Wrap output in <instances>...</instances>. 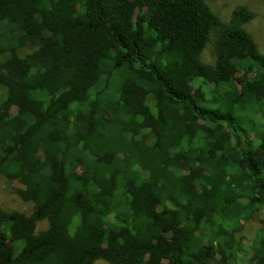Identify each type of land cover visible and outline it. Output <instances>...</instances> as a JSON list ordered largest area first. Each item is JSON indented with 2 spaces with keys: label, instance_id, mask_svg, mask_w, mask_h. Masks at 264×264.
I'll return each instance as SVG.
<instances>
[{
  "label": "trees",
  "instance_id": "trees-1",
  "mask_svg": "<svg viewBox=\"0 0 264 264\" xmlns=\"http://www.w3.org/2000/svg\"><path fill=\"white\" fill-rule=\"evenodd\" d=\"M252 18L205 0H0V176L32 205L0 209V264H264ZM255 215L247 253L235 235Z\"/></svg>",
  "mask_w": 264,
  "mask_h": 264
},
{
  "label": "rangeland",
  "instance_id": "rangeland-1",
  "mask_svg": "<svg viewBox=\"0 0 264 264\" xmlns=\"http://www.w3.org/2000/svg\"><path fill=\"white\" fill-rule=\"evenodd\" d=\"M209 9L224 19L228 16L231 9L236 5L244 6L253 13V18L244 25V30L251 36L257 50L264 54V0H205ZM212 42L209 43L200 55V61L204 63H212ZM251 138V135L249 136ZM246 138L243 139L244 143ZM18 183L10 181L0 176V209L7 212H14L23 217L29 215L32 211V205L23 203L16 194ZM260 216L255 215L253 218L241 222V230L235 235V238H242V243L246 246L245 251L249 253V245L255 239L260 224ZM45 228V222H39L36 225L35 232ZM94 264H107L102 260L96 261ZM209 264H216V260Z\"/></svg>",
  "mask_w": 264,
  "mask_h": 264
}]
</instances>
